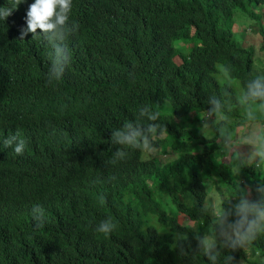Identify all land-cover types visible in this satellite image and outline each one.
Wrapping results in <instances>:
<instances>
[{"label": "trees", "instance_id": "1", "mask_svg": "<svg viewBox=\"0 0 264 264\" xmlns=\"http://www.w3.org/2000/svg\"><path fill=\"white\" fill-rule=\"evenodd\" d=\"M30 3L0 20V139L26 140L22 155L0 149V264H210L205 237L217 264H264V232L227 246L210 204L217 192L230 209L240 190L264 200V161L253 143L240 150L247 128L264 136L261 101L245 99L264 61L239 33L264 38V0H72L70 60L52 83L43 37L17 27ZM143 105L164 134L112 163L124 148L112 132ZM105 218L108 235L95 231Z\"/></svg>", "mask_w": 264, "mask_h": 264}, {"label": "clouds", "instance_id": "2", "mask_svg": "<svg viewBox=\"0 0 264 264\" xmlns=\"http://www.w3.org/2000/svg\"><path fill=\"white\" fill-rule=\"evenodd\" d=\"M26 0H16V4L11 9L0 7V20L7 19L19 4ZM72 10V0H32L25 14L26 27L17 23L21 28V37L32 33L35 36L43 37L47 48L49 49V70L47 80L49 83L58 81L63 76L70 60V55L66 49L65 38L69 34V17ZM76 26L75 23H71ZM37 30H40L39 32ZM3 31L6 30L4 24ZM90 43H95L92 39ZM252 98L261 101L260 109L264 111V77H259L247 85L245 99ZM215 105L213 110H219L220 102L213 100ZM159 111L153 110L148 105H143L137 109V113L130 121L124 122L121 128L112 132L111 142L118 147L113 153L112 163L117 160H123L127 156L125 148H134L143 151H154L152 142L158 135H163L165 126L158 123ZM251 117V113H249ZM145 121L141 123L140 121ZM256 155L264 161V136L257 132L254 136ZM26 146V140L19 135L17 131L3 139H0V149L10 148L17 156L22 155ZM239 166L233 169L238 172ZM264 191V189H257ZM212 215L214 217V226L220 231L229 247L242 245L247 241L254 239L258 232H264V200L253 201L249 199V194L240 190L236 194V203L226 209L222 205L217 208L214 202L211 205ZM32 220L35 226L39 227L45 220L44 209L40 205H33L31 208ZM234 217L229 220V217ZM116 225L111 218H105L95 226V231L110 234ZM200 246L207 256L210 264H217L216 241L215 239L205 237L200 241ZM231 256L224 258V264H229Z\"/></svg>", "mask_w": 264, "mask_h": 264}, {"label": "rangeland", "instance_id": "3", "mask_svg": "<svg viewBox=\"0 0 264 264\" xmlns=\"http://www.w3.org/2000/svg\"><path fill=\"white\" fill-rule=\"evenodd\" d=\"M260 14H262L264 16V7H261ZM263 24H264V22H263ZM255 28L256 29H255V32H254V31H250V30H245V27H240L239 28V30H240L239 33L245 31L244 32V35H243V38L241 40L242 41H251V42H253V44H255L256 45V48L258 49L257 58L260 59V60H262V61H264V51L260 49V47L264 44V38L258 32V27L255 26ZM207 120L208 121H211L212 118H208ZM245 132L249 134V137H245L244 138V141H246V143L250 142V143L255 144L254 143V136H255V134L257 132L260 133V128H257V129H254V127H252L251 129L250 128H247L245 130ZM247 138H251V139H248L247 140ZM250 143L244 144V147H240V150L242 152H244V153L247 152V150L250 149V145H251ZM230 150H233V147H231ZM252 152H255L256 153L255 145L252 148ZM214 202L216 203V206L218 208V206L221 203V198H220V196H219V194L217 192L212 193V195H211V203L210 204L212 205ZM179 219H180L181 222H184V223H188L189 222L188 220H185V218H183L182 216H180Z\"/></svg>", "mask_w": 264, "mask_h": 264}]
</instances>
